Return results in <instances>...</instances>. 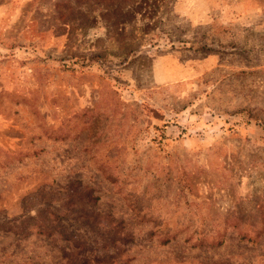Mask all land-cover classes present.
Returning a JSON list of instances; mask_svg holds the SVG:
<instances>
[{
  "label": "rangeland",
  "instance_id": "obj_1",
  "mask_svg": "<svg viewBox=\"0 0 264 264\" xmlns=\"http://www.w3.org/2000/svg\"><path fill=\"white\" fill-rule=\"evenodd\" d=\"M0 264H264V0H0Z\"/></svg>",
  "mask_w": 264,
  "mask_h": 264
},
{
  "label": "trees",
  "instance_id": "obj_2",
  "mask_svg": "<svg viewBox=\"0 0 264 264\" xmlns=\"http://www.w3.org/2000/svg\"><path fill=\"white\" fill-rule=\"evenodd\" d=\"M164 243H165V241H164ZM221 243H222V241H221Z\"/></svg>",
  "mask_w": 264,
  "mask_h": 264
}]
</instances>
